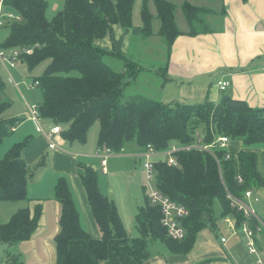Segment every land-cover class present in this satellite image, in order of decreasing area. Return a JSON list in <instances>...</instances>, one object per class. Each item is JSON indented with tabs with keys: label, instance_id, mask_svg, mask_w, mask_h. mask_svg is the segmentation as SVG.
<instances>
[{
	"label": "trees",
	"instance_id": "1",
	"mask_svg": "<svg viewBox=\"0 0 264 264\" xmlns=\"http://www.w3.org/2000/svg\"><path fill=\"white\" fill-rule=\"evenodd\" d=\"M50 2L3 0V7L20 15V19L7 18L4 27L8 28V35L0 42V48L34 47L33 53L22 58L28 70L44 60L50 61L43 75L33 79L44 98L38 111L41 118L62 126L64 139L86 143L91 127L98 123L99 149H110L115 154L122 153L131 142L137 144L140 152L149 145L163 151L173 144H192L199 136L205 144H216L221 137L239 139L245 144V149L233 152L230 159L225 157L226 150L217 148L222 167L210 152L194 148L176 154L180 166L169 165L164 156L156 160V187L189 211L180 221L186 231L182 240L168 236L161 222V210L151 203L148 194L135 216L139 235L131 237L115 201L102 193L98 171L81 165L80 179L102 232L100 238L93 237L81 224L70 185L61 177L55 189L61 205L60 232L55 236L56 264H145L152 240L164 242L174 253L187 254L196 244L198 234L207 227L217 229L224 217L234 216L241 226L245 215L231 206L226 187L241 197L247 189L264 188L259 153L251 150L264 142V108H253L245 100L231 96L220 102L206 99L200 103H166L146 95L124 100L130 79L138 78L143 68L116 50L98 46L96 41L112 36L116 25L125 29L134 25L136 0H64L62 9L52 18L47 13ZM154 4L161 24L157 33L170 49L181 34L175 19L176 5L170 0H155ZM181 9L189 24V34L212 31L205 17L215 13L214 9L197 7L189 1ZM154 16L145 0L143 38L154 34ZM114 55L122 61V68H113L107 62ZM165 72L166 82L169 78ZM6 88L0 73V146L19 120L2 116L11 104L1 99ZM29 142L28 138L17 142L0 159V202L29 199L31 173L22 155ZM238 176L243 178L242 182ZM42 214V204H37L33 212L29 207L20 208L5 223L0 220V244L11 247L30 239ZM8 264L15 263L12 260Z\"/></svg>",
	"mask_w": 264,
	"mask_h": 264
},
{
	"label": "crops",
	"instance_id": "2",
	"mask_svg": "<svg viewBox=\"0 0 264 264\" xmlns=\"http://www.w3.org/2000/svg\"><path fill=\"white\" fill-rule=\"evenodd\" d=\"M2 1L3 0H0L1 18L10 14L14 15V12L3 7ZM50 1V7L47 13L48 17L52 18L56 15L57 11L62 9L64 0ZM185 1L189 0H183V3ZM216 3L217 5L212 8L202 4L195 5L191 3L197 7L202 6L211 10L214 9L215 13H212V15L206 18L207 22L211 25L212 31L191 35L189 34V29L188 31L182 32L178 27L181 34L177 36L173 46L167 49L168 55L166 62L164 66L158 70L162 80L157 86L156 94L160 97L158 99L166 103L172 102V100H178L182 103H200V101L206 99L213 102H220L224 98H227V96L228 98L231 96L237 100H245L253 108H264V0H217ZM4 26L5 25L0 26V42L8 35V32H4L1 28ZM116 27L118 30L119 25L115 26L112 36L108 35L99 39H109L112 47L108 48L104 46V48L108 50L116 49L118 53L126 56V53H123L120 49L121 46L119 41L118 45L115 43L112 44L115 40L113 38ZM142 27L143 24L141 22V26L134 27V32L142 36ZM158 30H156V32L154 30V34H156ZM119 31H122L121 28ZM127 32L122 34L123 39L125 36H128ZM20 63L24 62L21 61ZM15 68H17V66H15ZM15 68L13 69L15 70ZM165 68L166 72L164 70ZM164 72L167 73L169 78L166 82L163 76ZM12 73L13 70H11V74ZM142 74L143 72L135 80L130 79L132 82L129 86L135 83ZM11 80L14 81L12 78ZM228 80L230 81L228 88L222 91L219 87V82ZM16 83L17 82H15V84ZM224 92L228 93V95L222 97L221 93ZM5 93L6 92L2 93L1 99L10 101L11 99H8ZM20 96L25 104L26 111L16 112V114L3 116V118L19 119L14 126L15 129L12 131V133L17 134H14L15 142L7 148L10 149L17 144V142H22L27 138L30 139V142L22 151L23 158L26 160L28 169H30L31 173L28 180L29 199L19 200L18 202L6 200L0 202V220L5 223L17 213L20 208L29 207L31 212H33L37 204H42L43 214L39 221V227L30 239L21 241L11 247H9L8 244H0V262L8 264L9 261L13 260L15 264H56L57 253L55 236L60 232L59 219L61 215V205L55 197L57 182L61 177L66 178L70 185L72 196H74L75 205L80 211L81 224H83V227L93 237L100 238L102 232L89 206L88 196H86V191L80 179L82 171L80 166H92L98 171V175L101 169L102 173L109 174L108 164L110 158L126 152L114 154L112 157L110 156L107 159V171L105 172L103 171L101 159L96 156V152L100 150L98 147L99 134H97L95 138H90L86 143H82L78 140L74 142L68 141L63 138L61 133L58 140L62 148H50V142L41 128L43 127L44 130L51 129L55 125L54 121L49 118H41L39 125L28 111V104H30V102L25 98L22 91ZM146 96L157 99L150 95ZM20 115L22 116L20 117ZM5 139L3 140V144L5 143ZM3 144L0 147H2ZM130 144L131 151L133 152L131 154L134 155L140 152L136 150L138 148L136 143L131 142ZM244 149L245 144L242 140L230 139L227 148L224 150L233 153ZM251 150L258 153L264 152L263 148L259 147H254ZM100 151L103 152V150ZM158 158H154L155 162ZM99 183L102 193L108 195L105 190L103 191L100 181ZM253 191L255 195L260 198L258 201L254 200V202H260L261 193H264V188L261 187ZM224 218L222 220L227 224ZM124 224L126 226V223ZM229 230L231 235L228 237L225 236L227 238L225 243L221 241V248L214 245H207V252L203 256H198L195 259L178 258L175 262L171 261L170 263L205 264V262H210L208 264H264V258L263 263L257 262L256 257L251 254L249 250L248 252L250 255L245 257L243 248H241V243L244 241L245 248L248 249L246 246V237L243 235L242 237L244 240L242 239L243 241H239L237 235L240 234L230 228ZM202 232L198 235L200 236ZM258 239L260 245H264V231L258 235ZM196 244L192 251H194ZM192 251H190V253ZM190 253L178 254L189 255ZM222 259L225 260L226 263H221ZM145 264L169 263L163 256L155 257L150 253Z\"/></svg>",
	"mask_w": 264,
	"mask_h": 264
},
{
	"label": "rangeland",
	"instance_id": "3",
	"mask_svg": "<svg viewBox=\"0 0 264 264\" xmlns=\"http://www.w3.org/2000/svg\"><path fill=\"white\" fill-rule=\"evenodd\" d=\"M148 8L151 12L155 14V19L153 20L154 30L159 29L160 21L157 18V10L154 4L155 0H146ZM169 1V0H168ZM176 5L175 19L176 23H178V27L182 32L188 31L189 24L186 21L185 15L183 13V9H181L183 0H170ZM191 3L198 5L202 4L206 7H215L217 5V0H189ZM145 0H136L134 4V12H133V26L125 29L124 27L119 25V28L114 33V42L112 44H117L118 41L120 43V49L123 53H126L127 57H130L132 60H136L139 62L140 66L143 68V74L141 77L132 85H130L124 93V100L129 99L131 96H135L137 94L140 95H150L155 98H160L157 95V86L162 81L161 76L158 73V70L164 66L167 59V47L163 42V39L158 35V33L152 35L151 37L143 38L141 34L134 32V27L141 26L142 22V8ZM11 11V10H10ZM206 16L205 18H207ZM3 31L8 32V28L1 27ZM121 28L122 31H119ZM128 31V32H127ZM127 32L128 36L122 38V34ZM96 44L99 46H105L111 48L112 45L109 39H99L96 41ZM116 45L117 49L118 46ZM116 49H112L114 51ZM107 62L114 68L117 69L122 68V61H120L115 55L109 56ZM49 60H44L33 69L28 70V66L25 63H18L13 70V79L9 76L7 70L1 65L0 73L3 75V78L6 82L7 88L4 92H6V96L8 99H11L10 106L3 112L2 116H10L11 114H16V112H25L26 107L20 96L21 91L23 92L25 98L32 103H41L43 102V93L41 87L37 84L33 83L34 78L41 77L45 71L46 66L49 64ZM15 82H17L15 84ZM18 84V86H17ZM21 90V91H20ZM222 97L228 95V93H221ZM14 104H13V102ZM22 115H20L21 117ZM100 125L95 123L94 126L91 127L88 133V140L92 137H96ZM15 133H11L8 138L5 139V143L2 147H0V159L3 158L4 153L9 149L10 145H12L15 141L14 137ZM17 135V134H15ZM131 144H128L124 151L126 152L117 156L110 158L109 160V174L102 173V169L99 170V181L101 182V186L103 191L115 200L116 206L120 211L121 217L123 218V222L126 223V227L129 231L131 237L138 236V228L136 223V214L139 212L138 209L140 206L144 204L146 201V194L153 188L155 189L157 186L155 178L152 179L151 182L147 180L146 171L143 166V159L141 157H136L138 153H133L130 148ZM255 148H263L264 150V142L259 143L254 146ZM6 149V150H4ZM138 150V148L136 149ZM258 167L260 171L264 172V152L259 153L258 159ZM72 182V181H71ZM73 183V182H72ZM260 200V198H259ZM248 203L251 207L256 211V213L264 219V193H261V201L254 202L252 198L247 199ZM232 218V217H231ZM237 235L239 241H243V234L238 233ZM230 234V230L227 227V224L221 219L219 221V225L217 229H213L211 227H207L204 229L202 234L198 237L197 244L189 255L183 254H174L169 248L161 242L160 240H152L149 242L148 250L151 255L155 257H164L166 261L171 264V261L179 259H195L198 256H203L207 252V245H214L218 248H221V237H228ZM243 239V240H242ZM241 248H243V253L245 257L249 254L248 249L245 248L244 241L241 243ZM1 253V250H0ZM206 258V257H205ZM204 260V259H202ZM221 263H226L225 260H221ZM210 262H205L208 264ZM192 264V263H191ZM228 264V263H226Z\"/></svg>",
	"mask_w": 264,
	"mask_h": 264
},
{
	"label": "built area",
	"instance_id": "4",
	"mask_svg": "<svg viewBox=\"0 0 264 264\" xmlns=\"http://www.w3.org/2000/svg\"><path fill=\"white\" fill-rule=\"evenodd\" d=\"M10 19L13 21L14 19H20V15L17 14H10L1 18L0 16V26L6 24V20ZM34 47H14V49L6 50L0 48V64L3 65L5 70H7L9 76L13 79L11 74V69L15 68V66L22 61L23 55H29L33 53ZM38 85V82H36ZM230 84V81H220L219 87L222 91H225ZM28 111L32 115V117L37 121L40 125L41 115L38 111V104H28ZM15 129V127H13ZM43 133L48 138L50 144L49 147L52 149H60L62 148L61 143L58 140L60 134L62 133V126L54 125L49 130H44L43 127L41 128ZM198 136V135H197ZM230 139L228 137H221L217 139L216 144H205L203 142L202 136L198 137V140L192 144L187 145H177L173 144V146L168 150L163 151H156L153 146L149 145L147 149L143 152H139L137 154L138 157L144 158V169L146 171L147 180L149 182L155 178V160L154 158H158L159 156H164L167 158V162L169 165L180 166L176 154L183 150L188 149H198V150H206L210 152L214 158L217 160L220 167L221 160L219 159L216 148L226 149L227 144L229 143ZM110 149L100 150L96 152V156L101 159V164L103 167V171H107L106 163L107 159L114 155ZM232 156L231 152L226 153V159H230ZM239 177V181L242 182L243 178ZM221 178H222V170H221ZM226 192L228 193L227 197L230 201L231 206L237 209L238 211L243 212L245 215L246 221L242 223L241 226L237 225V220L234 217L226 216L224 220L227 222L228 228L231 230L241 233L246 237V246L251 254H253L257 262L263 263L264 258V245L259 242L258 235L264 231V220L259 217L256 211L251 207L248 203L247 199L252 198L255 201H258L259 198L255 195V192L252 189H247L244 196H238L233 192H230L226 187ZM150 201L153 205L157 206L161 210V222L162 225L167 230L168 236H170L174 240H182L185 238V228L182 225L181 219L188 216L189 211L187 207L183 204H180L176 201L171 200L168 196L163 194L161 191L158 190L156 187L155 189H151L148 193ZM253 221H251V220ZM221 241L225 243L227 238L223 236ZM0 264H7L4 262H0Z\"/></svg>",
	"mask_w": 264,
	"mask_h": 264
},
{
	"label": "water",
	"instance_id": "5",
	"mask_svg": "<svg viewBox=\"0 0 264 264\" xmlns=\"http://www.w3.org/2000/svg\"><path fill=\"white\" fill-rule=\"evenodd\" d=\"M227 98H228V96H227Z\"/></svg>",
	"mask_w": 264,
	"mask_h": 264
}]
</instances>
